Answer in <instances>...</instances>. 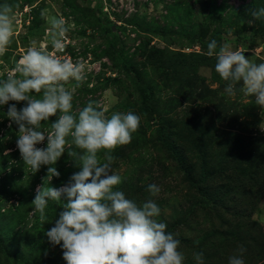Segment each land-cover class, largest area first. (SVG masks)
Masks as SVG:
<instances>
[{"label": "rangeland", "instance_id": "rangeland-1", "mask_svg": "<svg viewBox=\"0 0 264 264\" xmlns=\"http://www.w3.org/2000/svg\"><path fill=\"white\" fill-rule=\"evenodd\" d=\"M4 2L16 6V35L0 57V79L28 46L51 51L48 18L63 17L70 30L57 54L86 65L84 82L67 85L74 90L73 110L94 101L107 116L129 111L140 116L132 141L111 153V171L122 177L117 190L126 198L158 205L156 219L168 233L179 224L173 236L183 264H197L194 253L200 252L203 264H228L241 246L245 264H264V109L240 84L229 96L227 82L215 71L216 58L207 55L208 43L216 40L218 47L227 43L264 62V17L252 16L264 0ZM141 85L154 93L151 115L141 109ZM163 132L184 172L159 144ZM151 184L160 188L156 196L148 191ZM17 202L14 197L2 212ZM201 204L208 207L200 209ZM55 220L35 218L32 209L15 220L0 218V264H66L61 246L44 234Z\"/></svg>", "mask_w": 264, "mask_h": 264}, {"label": "clouds", "instance_id": "clouds-1", "mask_svg": "<svg viewBox=\"0 0 264 264\" xmlns=\"http://www.w3.org/2000/svg\"><path fill=\"white\" fill-rule=\"evenodd\" d=\"M15 9L13 3H0V57L16 35ZM252 16L264 17V8L253 10ZM48 24L52 50L38 44L28 46L7 78L0 79V106L10 101L26 102L19 110L10 104L6 113L18 126L16 144L22 161L32 173L42 165L49 166V186H37L33 212L46 220L49 200L61 202L66 198L59 218L44 234L51 244L61 246L66 264H183L180 241L156 219L160 215L158 205L151 199L140 205L126 198L117 190L122 177L111 171V153L132 141L140 116L131 111L107 116L94 101L74 111V90L67 85L84 82L86 65L57 54L68 40L70 29L65 19L51 17ZM207 55L216 58L215 71L227 82L225 92L229 96L236 94L240 84V91L255 97V103L264 109V62H254L227 43L218 47L216 40L208 43ZM51 117L57 119L46 131L42 122ZM45 140L46 147H37ZM66 151L79 171L62 187L50 186L52 177L60 175L53 165ZM10 152L8 149L4 155ZM148 191L156 196L160 188L151 184ZM245 251L241 246L240 255L231 256L228 264H245ZM194 259L203 264V253H194Z\"/></svg>", "mask_w": 264, "mask_h": 264}, {"label": "trees", "instance_id": "trees-1", "mask_svg": "<svg viewBox=\"0 0 264 264\" xmlns=\"http://www.w3.org/2000/svg\"><path fill=\"white\" fill-rule=\"evenodd\" d=\"M110 30L111 32H113L112 26H110ZM123 69L131 74L136 75V71L132 66L123 64ZM140 93L142 95L141 109L145 111L146 114L151 115V101L154 98V93L149 86L145 85L140 86ZM10 104H16V107L19 110L26 106V102L17 103L15 101H10L8 105L0 106V133L2 130H7L6 132L4 131V135L0 134V218H12L15 220L16 218H21L27 210H33L34 205H32V201L35 197L37 186H40L43 183L45 184V186H49V178H47L49 166L42 165L39 171H37L36 173H32V170L22 161L20 152L18 148L15 147L16 141L18 139V126L15 123L11 122L6 115ZM56 119L57 117H51L49 121L42 122L44 124L43 127H45L46 130H49L50 124ZM8 124H11V127L7 128ZM139 132V135L143 134L145 136V134L142 133L140 129ZM7 135L9 139L4 140V136L6 138ZM159 142V144L162 145V147L171 154L173 159L184 172L185 169L183 167L180 156L178 152L174 148H172L165 132L161 134ZM46 144L47 141L37 145V147H46ZM8 149L14 151L5 156L4 152ZM9 164L11 165L9 166ZM53 166L60 173L59 177L54 176L50 181V186L56 188H60L63 185L67 184L72 174L79 171V168L75 166L74 160L69 157L67 151ZM10 167L12 168L11 172H7L8 168ZM187 179L191 185H195L190 174H187ZM8 187L10 188L7 189ZM14 197L18 198L17 206L9 209L8 211L2 212ZM63 198L65 201L66 198ZM62 203L49 200L48 206L45 210L46 218L49 217L52 219H57V215L61 212L60 206L62 205ZM199 207H201L200 209H202L208 207V205L201 204ZM193 210H195V208H193ZM34 214L35 218H40L38 212H35ZM178 225H175L174 228L169 232L175 235L178 231Z\"/></svg>", "mask_w": 264, "mask_h": 264}]
</instances>
